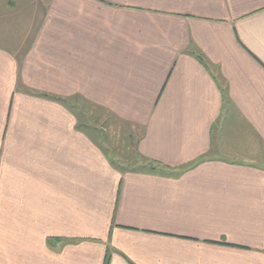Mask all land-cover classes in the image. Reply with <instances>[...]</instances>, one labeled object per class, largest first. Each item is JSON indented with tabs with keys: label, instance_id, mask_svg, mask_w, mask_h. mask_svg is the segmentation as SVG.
Wrapping results in <instances>:
<instances>
[{
	"label": "crops",
	"instance_id": "crops-1",
	"mask_svg": "<svg viewBox=\"0 0 264 264\" xmlns=\"http://www.w3.org/2000/svg\"><path fill=\"white\" fill-rule=\"evenodd\" d=\"M71 101L135 134L132 163ZM109 248L264 264V0H0V264Z\"/></svg>",
	"mask_w": 264,
	"mask_h": 264
},
{
	"label": "rangeland",
	"instance_id": "rangeland-1",
	"mask_svg": "<svg viewBox=\"0 0 264 264\" xmlns=\"http://www.w3.org/2000/svg\"><path fill=\"white\" fill-rule=\"evenodd\" d=\"M72 105L76 106V111L81 114V119L79 120L81 123H85L86 125H91L93 128H100L103 129L102 133L99 134V131L93 132L92 137L93 139L99 141L98 143L102 144L105 148V151L108 153L109 157L111 159H116V161L119 164H130L132 163V158H135V155L132 154L131 150H121L122 145H126L128 147V139L133 140L135 139V134L130 135L127 133L128 131L113 119L112 117L107 115L103 110H101L99 107L81 102H73L71 101ZM77 113V114H78ZM86 114L87 118L83 120L84 114ZM109 117V118H107ZM99 130V129H98ZM94 131V130H93ZM95 133V134H94ZM131 146V145H129ZM123 151V152H122ZM129 154V155H128ZM131 154V155H130ZM130 157L129 160H127L125 157ZM108 253V261L111 257V249L107 251ZM104 264V262H103Z\"/></svg>",
	"mask_w": 264,
	"mask_h": 264
},
{
	"label": "trees",
	"instance_id": "trees-1",
	"mask_svg": "<svg viewBox=\"0 0 264 264\" xmlns=\"http://www.w3.org/2000/svg\"><path fill=\"white\" fill-rule=\"evenodd\" d=\"M60 103H62L66 107H69L70 106V104L67 101H64V102L60 101ZM104 264H109V261H108V253L106 254Z\"/></svg>",
	"mask_w": 264,
	"mask_h": 264
}]
</instances>
